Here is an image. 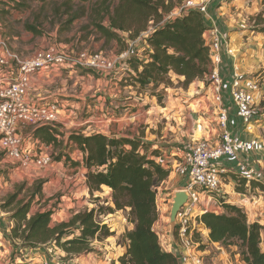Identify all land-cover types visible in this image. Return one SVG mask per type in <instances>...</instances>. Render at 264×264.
Masks as SVG:
<instances>
[{
    "label": "trees",
    "instance_id": "trees-1",
    "mask_svg": "<svg viewBox=\"0 0 264 264\" xmlns=\"http://www.w3.org/2000/svg\"><path fill=\"white\" fill-rule=\"evenodd\" d=\"M8 1L7 5L21 11L30 9L33 4H51L60 21L67 17L61 23V31L69 30L76 21L86 18L87 25L82 28L84 32L92 28L106 43L117 41L123 46V51L127 48V40L133 42L153 27L143 42L146 47L143 60L134 57L127 61L133 78L130 85H138L142 91L152 88L156 92L163 85L169 86L172 75L183 78L182 84L186 87L195 81L206 83L211 72L203 15L191 11L164 22L185 0ZM254 26L256 29L263 26L259 32L264 33L262 14L256 17ZM27 29L40 35L35 26L28 25ZM260 75L264 78V70ZM261 106L264 109V101ZM62 136L55 125L34 128L32 138L42 145L51 146L62 144L59 140ZM68 144L84 156L90 193L100 192L103 187L112 191L113 207L107 209L108 214L129 210L128 221L134 228L124 234L126 253L119 258L118 264H179L177 257L162 249L154 231L159 219L156 190L170 176V171L153 158H157L159 152L149 153L151 146L137 139L102 134L86 136L75 132L69 136ZM57 160L60 161L61 157ZM235 180L236 191L245 193L247 180L238 176ZM42 184L37 186L28 201H19L12 211L15 226L11 239L15 244L27 250L53 244L67 257H79L92 253L95 241L103 242L115 236L108 224L97 220L95 209L78 212L68 222L55 227L51 226L54 214L51 210L30 216L36 195L42 194ZM250 185L264 192V185L256 182H250ZM17 197L18 194L11 196L4 209L10 208ZM222 207L223 214L206 213L200 218L209 231L210 241L225 248L236 247L243 264H264L263 226L250 223L248 213L242 208L224 201Z\"/></svg>",
    "mask_w": 264,
    "mask_h": 264
},
{
    "label": "built area",
    "instance_id": "built-area-1",
    "mask_svg": "<svg viewBox=\"0 0 264 264\" xmlns=\"http://www.w3.org/2000/svg\"><path fill=\"white\" fill-rule=\"evenodd\" d=\"M219 5V0H185L164 21H172L191 11L203 15L207 26L205 40L212 64L206 78L207 97L211 98L208 113L214 117L213 122L219 130L214 137H199L174 147L168 153L169 158L161 156L156 159L162 167L168 165L165 167L168 169L174 164L176 175L181 179L179 190L188 194V201L177 216L174 236L170 237L171 232H164L159 223L170 211L174 194L178 191L173 190L166 196L161 192L163 183L156 190L159 219L154 231L162 249L181 258L184 264H205L200 251L205 235L200 218L204 214H219L222 201L244 210L247 208L245 204L249 199L245 194L233 195L236 196L233 200L226 194L224 188L229 176L236 175L248 183L264 185L261 173L264 162V136L261 135L264 130V109L261 103L264 96L258 98L255 95L264 91V79L261 75L246 77L240 74L237 62L241 49H233L223 22L213 13V9ZM153 29L150 27L131 42L130 48L120 55V59L126 62L131 59L136 46L143 43ZM225 57L235 60L230 67L232 69ZM66 66L102 75L113 72L117 63L103 53L73 54L55 48L38 50L32 57L23 59L11 54L5 45L0 55V148L24 168H47L52 165V157L43 149L25 148V140L19 135V129L23 126H55L61 111L59 103L36 105L29 100L31 78L41 72ZM260 225H263L262 222Z\"/></svg>",
    "mask_w": 264,
    "mask_h": 264
},
{
    "label": "rangeland",
    "instance_id": "rangeland-1",
    "mask_svg": "<svg viewBox=\"0 0 264 264\" xmlns=\"http://www.w3.org/2000/svg\"><path fill=\"white\" fill-rule=\"evenodd\" d=\"M7 2L9 1L0 0V40L4 42L2 45H0V47L4 49V46L6 45L7 50H9L10 53L13 55L20 54L22 52L31 53L33 52L32 51L33 49H38V48H40V50H48L51 49L52 47L56 48L57 50H64V51L67 50L68 52H71L73 54H78L81 52L103 53L108 57L117 56L116 54L122 51L123 46L118 44L117 41H111L109 43H106V41L102 39L100 35H98L92 30V28L84 32L82 28L85 25H87L86 18L76 21L70 27L69 30L61 31V26H62L61 23H63L67 19V17H64L62 21H60L59 17L54 14L51 4H47L45 6L33 4V6L30 9L21 11L10 7L9 5H7ZM260 14L264 16V9L260 10L259 12L257 11L253 15H248L246 13V17L242 18V28H243L242 31H247L248 37L250 36L249 35L250 32L255 35H260L259 37H262L261 35L264 34L259 32V30L263 28V26H259L257 27V29L254 26L255 19ZM28 25L35 26L37 30L40 32V35H36L35 33H33V37L31 39H28L30 33V31L27 29ZM85 36H87L86 39L83 38ZM123 36L127 38L126 37L127 35H123ZM233 42H234L232 45L233 49H235V51L236 49L239 51V49H241L242 40L241 39L237 40L236 38V40L233 39ZM263 44L264 43L261 42L258 45L260 50ZM126 46H127L126 49L128 50L130 48V45H126ZM141 49L142 48L140 47V51L137 52L134 51V55L132 58L136 56L137 59L143 60L144 57L143 58L141 57L143 56L144 52L141 53V51H143ZM111 59L115 60V58H111ZM258 60L261 63V68L257 73H255V75H252L255 77H259L260 72L264 70V50H263V55L258 56ZM243 64L249 65V61H245V63ZM82 70H83L82 73L83 75L90 73L92 75L98 76L95 73L90 72L88 70H84V69ZM245 70H249V67L246 66ZM132 80L133 78H131V75H129V77L124 78L123 82L120 83V87L122 89L128 88L130 89L129 91L134 92L132 95H130L129 92L122 94L123 96H121L120 99H123L124 101L121 103L122 105L126 103L127 105L126 107H122L121 105L115 108L117 106L115 103L114 106H110V103L107 102L106 103L107 106L103 108L104 111H100L98 109L97 114L98 115L106 114L108 116V119L106 118L105 122L108 121L107 125H109V130L112 134L134 133L135 135L134 139L140 141L145 140L143 142L151 146L149 153L157 151L159 152L158 154L159 156L157 158L161 156H163L164 158H169L168 153L172 151L174 147H177L186 141V137L184 136L186 135L188 129L187 119L190 112L187 109V107L193 101H195L196 98L200 97L198 96V93L200 95H205V93L208 92L207 91L208 82L203 83L200 81H195L190 86L186 87L182 84V82H184L183 78H178L172 75L171 84L169 86L163 85L155 92L153 91L152 88L142 91L140 90L138 85H133V86L130 85ZM152 94H155V96H153ZM255 95L258 98H261L262 96H264V91H259ZM187 100L189 101L185 104ZM91 101H95V99H92ZM209 101L210 99L206 100L207 106L211 105L209 104ZM181 104H184L183 106L185 107H183ZM197 104L198 103L196 102L191 107L190 110H193V112H195L196 108L197 110H203L205 104H203L202 106L200 104L199 107L196 106ZM151 108L154 109L153 113L149 112V109ZM80 113L81 115L79 116V121L80 124H83L84 119L87 117L86 110L84 108H81ZM124 117H126L124 121L125 124H123L124 126L123 125L121 126V129L119 131L117 128L118 121L123 119ZM99 124L97 125L98 127L95 128V131L103 132L104 129L99 127ZM103 126H106V123ZM56 127H58L59 131L63 134V136L59 138L62 144L51 145V146L45 145V147H43V150L51 155L52 164L61 163L62 165H64V168L67 171V173L69 172L68 176L69 177L71 176V178L78 175L82 169H84V171L87 172L84 166L83 154L76 147H72V145L68 144L69 136L72 134V132L81 133V131L79 130L84 129L85 127L82 125L81 127H76L75 129L73 127L67 129L64 126L57 124ZM33 132H34V128L31 126H27L25 129H23V135L27 137V139L33 137ZM98 134H102L108 137H114L110 134L109 135L103 133H98ZM261 135L264 136V130ZM121 137L119 136L118 138ZM154 143H163V148L160 147L153 148ZM3 156L4 153L0 149V160L3 159ZM59 157H61L60 161L57 160ZM153 158L154 160L157 159L155 157ZM75 163H77V165ZM167 166L168 165H165V167ZM33 168L36 169L34 171H38L40 173L46 172V174H48L47 171L50 172L51 170H53L51 166L43 169H38L36 167ZM165 169L170 171V176L166 180V184H165V188L167 190H163L162 187L161 192L164 193L166 191V193H169L174 189L172 185H175L178 179H176L175 177L176 171L174 170V164H172V166L169 169L168 168ZM261 173L264 179V169H262ZM235 176L236 175H231V180H233L237 185ZM0 179L3 185V188H0V264H81V261H78L81 256L67 257V255L60 248H58L53 244L37 248L36 250L34 249L27 250L26 248H22L12 241L11 233H12V228L15 226V223L12 220V211L17 207L19 201L21 202L28 201L32 197L37 186L40 183L44 184L45 181L40 178L37 180L34 179L32 185H30L31 182L25 180L24 182H20L19 185H17L14 190L8 193L6 187L7 185L5 184L7 183V171L0 169ZM230 182L231 181H229V183ZM43 184H42V188H43ZM248 184L250 185V183ZM73 185H74L73 183H69L66 192L62 194L61 193L57 194L56 197L53 198L51 203H49L48 201L41 203L34 200L31 205L30 216L38 212H46L51 210L54 212L51 226L55 227L57 224H60L62 222H68L75 215L74 214L75 211L81 212L85 210L95 209L98 212L97 220L99 222L107 224L105 223L107 219L110 218L111 220H113V216L110 215H114L117 212H115L114 214H108L109 212H107L108 208L113 207V205L111 206L108 204V200L110 198L108 197L109 196L108 192H110L112 197V191H109L106 188H102L100 192H95L94 194L90 193L87 200L83 201V204L81 203V205H77L76 201L68 200V198H70L71 195L70 191ZM177 188L179 189L181 187L177 186ZM243 188L245 187L243 186ZM235 192L237 194H245L249 197H252L254 195L257 197L261 196L264 199V194L262 193V191L260 189L254 190V188H252V185L248 187L246 186L245 193H238L236 189ZM14 194H18V197L14 202V204L10 208L4 209V205L9 200V198ZM63 197H67V199L63 200ZM70 206L73 209L68 210L67 208H69ZM62 209L65 210L66 216L65 215H61L62 217L60 216L59 212ZM222 211H224L223 207H222ZM170 212L171 209L170 211H167L166 214L163 216L164 228L170 226ZM121 213L123 215H126L129 213V210L123 211ZM255 222L256 223L260 222L261 224V218L256 219ZM110 224H111L110 227L111 232L115 233V236L103 242L95 241L93 243V249L94 248L101 249L107 242H113V243L116 242L117 246L116 247L114 246L116 249H114L113 251H115L118 255L120 253L121 247L122 248L125 247L126 240L124 239V235L116 238L117 234L113 229H115L114 227H116L117 223L115 221L113 222L111 221ZM75 233L76 235L78 234V232ZM97 252L99 253V257H101L102 259L104 258L105 261L108 262V264H118L119 259L117 260V262L110 261L111 259H108L109 257L105 256V252L100 250H98Z\"/></svg>",
    "mask_w": 264,
    "mask_h": 264
},
{
    "label": "crops",
    "instance_id": "crops-1",
    "mask_svg": "<svg viewBox=\"0 0 264 264\" xmlns=\"http://www.w3.org/2000/svg\"><path fill=\"white\" fill-rule=\"evenodd\" d=\"M263 1L264 0H219L220 5L215 9H213V13L215 14L216 18L219 21L223 22V26L227 30V36L228 38H230V44L233 45L234 43L233 39L236 40L237 38V40L238 39L242 40L241 53L238 55L237 64L240 67V74L245 75L246 77H251L252 75H255V73H257L261 68V63L258 60V56L263 55L264 44L261 46V50L259 49L258 45L261 42L264 43V34L261 35L262 37H259L260 35H255L250 32L249 33L250 36L248 37L247 36L248 32L242 31L243 29L242 18L246 17V13L248 15H253L257 11L259 12L260 10H263L264 9ZM32 37H33V33L31 34L30 32L28 39H31ZM3 43L4 42L0 40V45H2ZM130 44L131 41L127 40L126 45H130ZM140 47L142 48L141 50L146 49L145 44L140 43L139 45L136 46L135 52H137L138 49H140ZM38 50H40V48L33 49L32 50L33 52L31 53L22 52L20 54H15V55H18L23 59L30 58ZM124 51L122 50L121 52H118V54H116L117 56L110 57V58H115L117 66L113 72L108 74L95 76L90 73H87L83 75L82 69L73 66H66L64 68L55 69L50 72H41L33 76L31 78L30 86L28 89L29 100L36 105L59 103V106L61 107V111L57 125H62L67 129H70L71 127L75 129L76 127H81L83 125L85 128L79 131H81V133L87 136L103 133L107 135L110 134L116 138H118L119 136L120 137L123 136L127 138L131 137L132 139H134L135 137L134 133L112 134L109 130V125H107L108 121L105 122V119L106 118L108 119V116L106 114L103 115L97 114L98 109L100 111H104L103 108L107 106L106 104L107 102L110 103V106H114L115 103L117 105L115 108H117L121 106L122 105L121 102L124 101L123 99H120L121 96H123L122 95L123 93L125 94L129 92L130 95L134 93L129 91L130 89L128 88L122 89L120 87V83L123 82L124 78L129 77V75H131V70L127 62L125 60L120 59V55ZM2 53H3V49L0 47V55ZM141 58H143V56ZM224 60L226 62H229L228 65L229 68L235 64V60L232 58L225 57ZM245 61H249V65L247 64L244 65L243 63H245ZM145 62L147 61L145 60ZM244 66L245 67L248 66L249 70H245ZM207 93H205V95H200L198 93V96L200 97L196 98L195 101H193L187 107V109L190 111L187 119L188 129L186 135L183 134L185 135L184 137H186V141L183 142L182 144L187 143L191 139H196L199 137L208 138L210 135L214 137L219 133L216 124L213 122L214 117L210 113H208V111L210 110V106H207L206 100H209L211 98L207 97ZM92 99H95V101H91ZM188 101L189 100H187L185 104ZM196 102L198 103L196 105L198 107L200 106V104L201 106L205 104L203 110H197V108H196L197 111L195 110V112H193V110H190L191 107ZM181 105L183 106L184 104ZM126 106H127L126 103L122 105V107H126ZM81 108H84L87 114V117L84 119L83 124H80L79 121V116L81 115L80 113ZM153 111L154 109L152 108L149 109L150 113H153ZM125 119L126 117L118 121L117 128L119 131L121 129V126L125 124L124 122ZM105 123L106 126H103ZM98 124L99 127L104 129L103 132L95 131V128L98 127L97 126ZM26 127L27 126H23L18 131L19 135L23 137L25 140L24 147L32 150L36 149L37 151L38 149H43V147L45 146H42L31 137L27 139V137L23 135V129H25ZM153 146H154L153 148L155 147L163 148V143H154ZM261 165H262V169H264V162ZM0 166H1L0 169L7 171V183H5L7 186L5 184L4 185L7 187L8 193L14 190L15 187L19 185L20 182H24L25 180H28L31 182L30 185H32L34 179L37 180L40 178L43 179L45 183L43 184L42 194L36 195L35 197V200L37 202L43 203L48 201L49 203H51L53 198L56 197L57 194L59 193L62 194L66 192L69 183H73L74 185L71 188L70 191L71 195L70 198H68V200L76 201L77 205H81V203L83 204V201L87 200L88 196L90 195V190L89 187L87 186L86 177H85L86 172L84 171V169H82L78 175L71 178V176L70 177L68 176L69 172L67 173V171L64 168V165H62L61 163L59 164L54 163L51 165L53 170H51L50 172L47 171L48 174H46V172L40 173L38 171H34L36 169H34L32 166L28 168H24L20 166L18 162L13 161L5 154L3 156V159L0 160ZM175 177L176 179H178V181L175 185H172V187H174L173 190H179L177 186H180L181 179L178 178L177 175H175ZM229 181L231 182L229 183ZM229 181H227V184L224 189L226 191V194H229L230 197L229 196L228 197L230 198V200H233L234 198H236V196L233 195H237V193L235 192L237 185L233 180H231V176H229ZM165 184L166 181L165 183H163V190H167L165 188ZM0 186H1L0 188H3L1 179H0ZM246 186L247 187L249 186L248 183L246 184ZM258 189L259 188H257L256 190ZM164 193L168 194L166 193V191ZM262 193L264 194L263 191ZM108 195H109L108 197H110L108 200V204L112 206L113 204H112V197L110 192H108ZM247 197L249 199V202L246 201L245 205L247 206V208H245V210L247 209L248 219L250 223H254L256 219L261 218V222L264 225V199L261 196L257 197L255 195L252 197L249 196ZM64 199H67V197H63V200ZM67 209L71 210L73 208L70 206ZM219 210H220L219 214L224 213L222 209ZM78 212L79 211H75L74 214ZM59 214L60 216L65 215L66 214L65 210L62 209L59 212ZM110 216H113V220L109 218L105 221V223H107L109 227H111L110 224L111 221L112 222L115 221L117 223L116 227H114L115 229H113L117 234L116 238L124 235L126 231L133 230L134 226L128 222L129 213L123 215L121 212H117L114 215H110ZM159 225L163 228L164 232L166 233L171 232L170 226L164 228L163 219H161ZM203 231L205 232V235L203 238L200 251L204 256L205 264H243L241 257L238 254V249L236 247L225 248L220 244L212 243L209 239V231L205 226H203ZM173 236L174 235L171 234L170 237ZM263 238H264V231H263ZM114 246L115 247L117 246L116 242L114 243L107 242L103 246V248L101 249L94 248V251L92 253H90L89 255L81 256L78 261H81V264H108V262H106L104 258L102 259L101 257H99V253L97 251L100 250L105 252V256L109 257L108 259H111L110 261L117 262V260L126 253V247L124 248L121 247L120 253L117 255V253L113 251L114 249H116ZM178 260H179V264H184L181 258H178Z\"/></svg>",
    "mask_w": 264,
    "mask_h": 264
},
{
    "label": "water",
    "instance_id": "water-1",
    "mask_svg": "<svg viewBox=\"0 0 264 264\" xmlns=\"http://www.w3.org/2000/svg\"><path fill=\"white\" fill-rule=\"evenodd\" d=\"M187 201H188V194L186 192L178 191L174 194L173 203L171 205V212H170V229L172 235H174L176 230L177 216L181 208L186 205Z\"/></svg>",
    "mask_w": 264,
    "mask_h": 264
}]
</instances>
